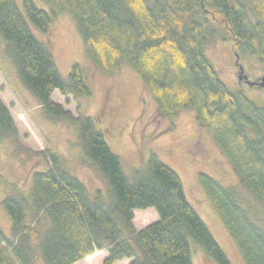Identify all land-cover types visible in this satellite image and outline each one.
<instances>
[{
  "label": "trees",
  "instance_id": "1",
  "mask_svg": "<svg viewBox=\"0 0 264 264\" xmlns=\"http://www.w3.org/2000/svg\"><path fill=\"white\" fill-rule=\"evenodd\" d=\"M0 0V39L21 84L52 120L73 125L82 154L107 187L93 193L50 154L51 167L32 175L29 196H6L10 235L0 228V264H75L106 251L103 264H194L191 244L215 264H231L188 202L178 174L151 154L129 180L91 117H74L51 100L54 92L74 100L91 95L81 67L62 77L46 44L51 21L68 13L85 55L105 74L125 62L140 77L157 115L193 110L218 145L238 183L264 206V108L220 80L205 49L215 38L210 18H221L233 46L264 66V0ZM79 111V110H78ZM0 101V141L15 137ZM199 184L245 264H264V231L237 203L232 188L207 174ZM152 208L158 220L135 232V210Z\"/></svg>",
  "mask_w": 264,
  "mask_h": 264
},
{
  "label": "rangeland",
  "instance_id": "2",
  "mask_svg": "<svg viewBox=\"0 0 264 264\" xmlns=\"http://www.w3.org/2000/svg\"><path fill=\"white\" fill-rule=\"evenodd\" d=\"M34 2L49 13L46 3ZM210 19L215 27V38L205 49L207 59L230 91L239 92L255 106L264 108V89L247 83L260 82L264 77V66L255 56L233 46L232 37L221 25L219 16ZM31 30L51 51L62 77L66 78L70 68L77 64L90 88L91 95L86 98L74 100L71 96L63 97L54 92L51 100L74 117L81 115L95 121L107 144L119 157L130 181L133 171L144 168L151 154L174 170L181 179L188 202L230 263L245 264L202 190L198 176L207 174L223 187L232 188L237 203L263 231L264 206L239 185L231 164L209 132L198 124L195 112L179 111L175 117L162 118L157 115L153 98L139 75L125 62L115 75L97 69L85 55L70 14H58L51 21L47 34L34 27ZM240 68L246 80H240ZM0 101L7 108L16 129L15 137L0 141V228L5 235H10L11 219L3 208V199L6 196L19 198L22 194L29 196L32 175L51 167L50 154L56 155L60 165L75 175L90 193L101 190L107 197L106 185L83 157L75 127L52 120L45 114L21 84L1 39ZM157 220V213L152 208L135 210L132 225L138 232ZM191 253L194 264H215L199 246L191 244ZM107 256L106 251H94L77 264H103ZM129 263L123 260L114 264Z\"/></svg>",
  "mask_w": 264,
  "mask_h": 264
},
{
  "label": "water",
  "instance_id": "3",
  "mask_svg": "<svg viewBox=\"0 0 264 264\" xmlns=\"http://www.w3.org/2000/svg\"><path fill=\"white\" fill-rule=\"evenodd\" d=\"M240 72H239V78H240V80H246V77L243 75V70H242V68H240V70H239ZM249 85H251V86H253V85H258L259 87H261V88H263L264 89V77H262L261 79H260V82H258V83H255V82H247Z\"/></svg>",
  "mask_w": 264,
  "mask_h": 264
},
{
  "label": "crops",
  "instance_id": "4",
  "mask_svg": "<svg viewBox=\"0 0 264 264\" xmlns=\"http://www.w3.org/2000/svg\"><path fill=\"white\" fill-rule=\"evenodd\" d=\"M103 253H104V252H103ZM86 259H87V258H86ZM86 259H85V261H87ZM88 259H89V258H88ZM82 261H83V260H82ZM78 263H81V261H80V262H78ZM75 264H77V263H75Z\"/></svg>",
  "mask_w": 264,
  "mask_h": 264
}]
</instances>
